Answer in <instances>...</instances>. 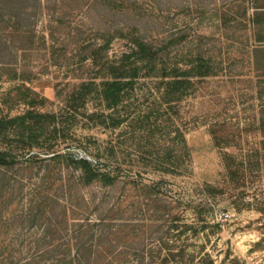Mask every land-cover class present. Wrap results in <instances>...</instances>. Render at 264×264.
<instances>
[{
  "label": "rangeland",
  "instance_id": "374dc122",
  "mask_svg": "<svg viewBox=\"0 0 264 264\" xmlns=\"http://www.w3.org/2000/svg\"><path fill=\"white\" fill-rule=\"evenodd\" d=\"M252 4L0 0V153L11 161L0 166V264H65V209L73 226L99 215L91 201L102 199L115 233L101 264H162L183 251L184 263L170 256L168 264H264V44L250 22L221 31L215 16L224 6L237 12L246 5L250 18ZM133 33L179 67L202 46L217 74L169 104L160 79H141L113 112L124 119L120 126L90 117L103 109L94 96L69 116L73 86L102 79L94 50L118 60ZM256 46L263 47L260 65ZM30 110L63 117L57 129L46 119L10 123ZM83 156L119 165L122 180L83 186L76 163ZM157 182L160 194L149 196L145 186Z\"/></svg>",
  "mask_w": 264,
  "mask_h": 264
},
{
  "label": "trees",
  "instance_id": "16d2710c",
  "mask_svg": "<svg viewBox=\"0 0 264 264\" xmlns=\"http://www.w3.org/2000/svg\"><path fill=\"white\" fill-rule=\"evenodd\" d=\"M252 2V14L250 18H248V8L246 5L244 8L240 6L241 8L239 7L237 12H235L233 6H224L217 10L215 16L218 18V28L221 31H226L229 27L233 28V26L243 22H246V24L250 22L251 28L254 31L255 41L261 46L264 44V0H252ZM202 22L203 21H200V23ZM21 23V21H17L16 25L21 28L23 26ZM260 46H256L253 49L255 63L257 65H260V62H262L258 58V53L263 48ZM202 49V46H199L187 65L179 67L177 66L178 64H165L163 50L147 40L140 33L132 34L128 42V49L123 52L118 60H111L109 57L104 60V56L101 53L102 49L97 48L91 56V62L94 66L99 67L98 74L102 79L101 81H83L79 84H75L67 95L66 109H72L67 110V114L69 116L73 115L77 110L78 103H81V106L85 107L88 98L94 96L101 102L103 109L99 112L89 114L90 117L93 120L96 118L99 124L105 127L120 126L123 124L124 119L120 117L121 115L115 117L113 112L123 105L126 99L130 97L131 93L135 91L136 84L144 78L146 80L147 78L161 80V82L158 83V90L161 94V98L166 103L169 104L174 101H179L192 91L195 87L196 80L217 74L213 57L211 55H205ZM62 117L63 116L58 118L55 113L43 114L35 113L33 110H30L23 116L11 120L10 123L25 126L28 119H31L38 125L42 119H46L48 122H51L54 129H57ZM30 133L31 137H33L37 131L31 129ZM175 152L176 151L171 150L166 155L165 159L173 156ZM106 154L108 157H113L114 150H107ZM55 156L56 155L52 157L54 158ZM98 156H101V154H98ZM178 157V155L174 157L177 160L174 162H178ZM10 163L11 161H8V156L0 153V166L10 165ZM76 163L79 167L80 183L85 187L96 184L98 187L108 188L116 185L122 180L121 167H119V165L111 166L109 162L85 156L77 159ZM169 164V166H171L170 168L165 167V163H163V166H160V168L166 172H172V167H174V165L171 163ZM177 166H179V164L175 165V167ZM228 166L231 168L229 164ZM160 186L161 183L159 182L156 184L153 183V185H146L145 191L149 196H158L161 190ZM82 200L85 205L90 206L85 196L82 197ZM102 200L98 202L91 201L93 204H96L95 206L97 207L99 215L94 219L91 217L81 218L73 226L69 223L67 218L68 208L65 209V242L62 244L64 249H66L65 264H101L100 257L111 252L110 246L112 243H110L109 240H112L115 230L110 226L111 219L103 213L105 211L104 206L106 201ZM112 208L113 204L111 205V209ZM120 232L121 230L117 233ZM73 247L75 248V254L71 256L69 253H71ZM91 248H93L91 252L92 256L90 255L86 261V252ZM168 248L170 251L173 249V247ZM170 256L176 263L177 261L183 263L186 261L184 251L173 252ZM169 257L167 256L162 264L170 263Z\"/></svg>",
  "mask_w": 264,
  "mask_h": 264
}]
</instances>
